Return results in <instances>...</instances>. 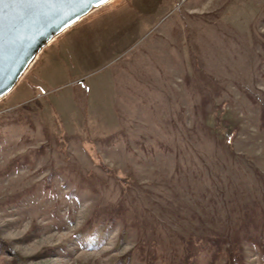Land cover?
<instances>
[{"label":"rangeland","instance_id":"obj_1","mask_svg":"<svg viewBox=\"0 0 264 264\" xmlns=\"http://www.w3.org/2000/svg\"><path fill=\"white\" fill-rule=\"evenodd\" d=\"M34 62L0 99L27 264H264V0H114Z\"/></svg>","mask_w":264,"mask_h":264},{"label":"water","instance_id":"obj_2","mask_svg":"<svg viewBox=\"0 0 264 264\" xmlns=\"http://www.w3.org/2000/svg\"><path fill=\"white\" fill-rule=\"evenodd\" d=\"M112 0H27L0 6V99L55 38Z\"/></svg>","mask_w":264,"mask_h":264},{"label":"trees","instance_id":"obj_3","mask_svg":"<svg viewBox=\"0 0 264 264\" xmlns=\"http://www.w3.org/2000/svg\"><path fill=\"white\" fill-rule=\"evenodd\" d=\"M229 150L231 152L233 150L232 143H230L229 145ZM252 241L255 242V244L259 247L261 251H264V235H260L259 237L252 239ZM211 242L213 243V246L215 245L216 247L214 249L215 255H219L223 251L224 245H226L223 242V238L221 237L219 238L216 237ZM3 247L7 248L10 251V253H12V257H13L12 264H27L26 260L19 253L14 252L8 243H6L3 240H0V249H2ZM233 247L234 246L231 244L230 247L227 249V253L229 254L228 255L229 259L227 261V264H243L242 256H239V255L237 256L236 255L237 251Z\"/></svg>","mask_w":264,"mask_h":264},{"label":"snow or ice","instance_id":"obj_4","mask_svg":"<svg viewBox=\"0 0 264 264\" xmlns=\"http://www.w3.org/2000/svg\"><path fill=\"white\" fill-rule=\"evenodd\" d=\"M24 2H27V0H0V6H7L9 4L24 3ZM101 2H104V0H101ZM0 20H2V16H0Z\"/></svg>","mask_w":264,"mask_h":264},{"label":"bare ground","instance_id":"obj_5","mask_svg":"<svg viewBox=\"0 0 264 264\" xmlns=\"http://www.w3.org/2000/svg\"><path fill=\"white\" fill-rule=\"evenodd\" d=\"M113 1H114V0H112L111 2H113ZM111 2H109V3H111ZM95 11H96V10H95ZM95 11H94V12H95ZM94 12H93V13H94ZM93 13H92V14H93ZM89 16H90V15H89ZM86 18H87V17H86ZM69 30H70V29H69ZM69 30H68V31H69ZM66 32H67V31H66ZM66 32H65V33H66ZM63 34H64V33H63ZM61 35H62V34H61ZM59 37H60V36H59ZM59 37H58V38H59ZM58 38H55V40H53V42L56 41ZM53 42H51V43L49 44V46H50ZM49 46H47V47H49ZM44 49H45V48H44ZM40 55H41V54H40ZM40 55H39V56H40ZM37 58H38V57H37ZM37 58H36V59H37Z\"/></svg>","mask_w":264,"mask_h":264}]
</instances>
